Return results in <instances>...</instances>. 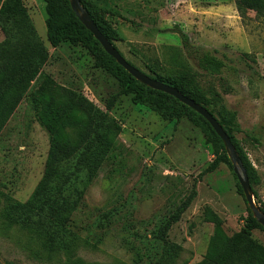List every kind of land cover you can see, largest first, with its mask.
Returning <instances> with one entry per match:
<instances>
[{
    "label": "rangeland",
    "instance_id": "obj_1",
    "mask_svg": "<svg viewBox=\"0 0 264 264\" xmlns=\"http://www.w3.org/2000/svg\"><path fill=\"white\" fill-rule=\"evenodd\" d=\"M93 1L114 12L109 20L124 40L116 46L137 68L148 73L144 59H158L164 74H187L219 106L237 112L241 132L235 136L259 172L254 189L264 205V20L243 21L234 0ZM23 2L50 53L44 72L60 85L82 92L103 111L111 103L109 113L122 126L118 156L104 164L75 217L84 238L97 243L103 236V241L96 249L82 248L79 256L99 264L131 262L129 224L142 232L144 225L152 228L149 221L172 212L194 191L191 206L169 234L184 248L178 264H195L206 254L213 233V225L204 221L206 207L225 221L229 235L239 232L248 216L247 203L232 170L224 162L216 164V148L203 130L187 118L165 120L136 105L132 95H120L117 80L96 68L84 47L69 43L52 47L45 1ZM179 30L195 46L216 51L226 63L223 72L206 73L188 58ZM48 150L47 131L23 101L0 130V264H61L40 259L36 243L6 218L9 202H26L42 179ZM116 209L121 211L110 228L97 227L104 213ZM252 237L264 245V231L254 230Z\"/></svg>",
    "mask_w": 264,
    "mask_h": 264
},
{
    "label": "trees",
    "instance_id": "obj_2",
    "mask_svg": "<svg viewBox=\"0 0 264 264\" xmlns=\"http://www.w3.org/2000/svg\"><path fill=\"white\" fill-rule=\"evenodd\" d=\"M44 1L47 37L52 47L57 48L64 43L84 47L93 55L95 67L117 80L120 95H132L136 105L150 108L165 120L187 118L200 127L216 148V164L224 162L228 165L238 191L244 197L222 140L203 116L175 97L151 89L133 78L107 54L82 24L69 0ZM234 2L243 21L264 20V0ZM81 3L106 39L118 49L116 42L124 40L109 20V15H114V12L98 6L93 0H81ZM0 29L4 35L0 41V130L7 125L21 103L26 101L37 113L40 124L49 135L43 177L26 202H9L7 221L10 225L19 226L36 243L40 259L49 262L56 260L61 264H99L85 261L79 256V251L82 248L96 249L103 236L99 237L97 243L84 238L75 217L85 206L86 194L104 164L118 156L116 152L121 148L119 136L122 126L109 113L111 103L108 102V110L103 111L82 92L60 85L44 72L50 53L23 0H0ZM179 36L187 57L195 61L201 70L220 74L226 68V63L216 55V51L195 46L181 30ZM244 57L250 56L244 54ZM128 62L134 65L130 60ZM144 64L148 69L147 75L176 88L205 107L218 120L236 147L247 170L256 203L264 211V205L254 189L260 180L259 172L235 136L241 132L237 112L223 104L219 106L217 100L187 74H164L158 59H144ZM195 197L196 191L172 212L154 222L149 221L150 229L146 230V223L143 222L144 232L136 229L134 223L129 224L130 228L126 229L130 232V238L126 239V243L133 258L124 264H178L184 248L171 241L169 234ZM246 209L248 216L244 219L245 224L233 235L225 231V221L211 207L204 209V221L213 225V233L203 260L195 264H264V245L252 237L254 230L264 231V228L254 218L248 204ZM120 211L116 209L104 213L97 227L110 228Z\"/></svg>",
    "mask_w": 264,
    "mask_h": 264
},
{
    "label": "water",
    "instance_id": "obj_3",
    "mask_svg": "<svg viewBox=\"0 0 264 264\" xmlns=\"http://www.w3.org/2000/svg\"><path fill=\"white\" fill-rule=\"evenodd\" d=\"M69 2L78 19L94 35L95 39L102 45L107 54L113 57L117 63L122 66L133 78L151 89L161 91L175 97L181 103L196 111L209 122L224 144V148L230 162L232 163L233 171L240 186L242 187L249 209L257 222L264 228V211L256 203L254 191L250 184L247 170L236 147L233 145L230 137L218 120L205 107L196 103L193 99L185 96L176 88L151 78L142 70L130 64L120 51L108 39H106L105 35L100 31L94 20L90 17L86 8L82 5L81 0H69Z\"/></svg>",
    "mask_w": 264,
    "mask_h": 264
}]
</instances>
